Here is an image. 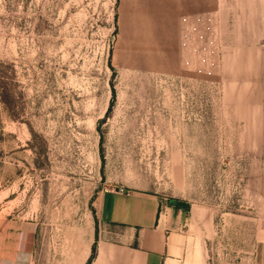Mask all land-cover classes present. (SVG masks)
Returning <instances> with one entry per match:
<instances>
[{
	"label": "rangeland",
	"instance_id": "rangeland-1",
	"mask_svg": "<svg viewBox=\"0 0 264 264\" xmlns=\"http://www.w3.org/2000/svg\"><path fill=\"white\" fill-rule=\"evenodd\" d=\"M256 37L254 0H0V228L34 222L36 264H79L98 197L144 189L211 213L198 258H250Z\"/></svg>",
	"mask_w": 264,
	"mask_h": 264
},
{
	"label": "crops",
	"instance_id": "crops-1",
	"mask_svg": "<svg viewBox=\"0 0 264 264\" xmlns=\"http://www.w3.org/2000/svg\"><path fill=\"white\" fill-rule=\"evenodd\" d=\"M256 42L264 41V0H254ZM264 55V54H263ZM262 55V57H263ZM260 144L264 155V85L260 91ZM144 189L104 191L97 200L98 226L91 249L79 264H208L195 254V241L211 213ZM180 200V199H175ZM247 245L240 251H245ZM250 258L222 264H264V228L253 239ZM37 224L8 220L0 228V264H36Z\"/></svg>",
	"mask_w": 264,
	"mask_h": 264
},
{
	"label": "water",
	"instance_id": "water-1",
	"mask_svg": "<svg viewBox=\"0 0 264 264\" xmlns=\"http://www.w3.org/2000/svg\"><path fill=\"white\" fill-rule=\"evenodd\" d=\"M171 202H172L173 204H177V205H180V206H187V205H188L187 202L182 201V200H175V199H172Z\"/></svg>",
	"mask_w": 264,
	"mask_h": 264
},
{
	"label": "built area",
	"instance_id": "built-area-1",
	"mask_svg": "<svg viewBox=\"0 0 264 264\" xmlns=\"http://www.w3.org/2000/svg\"><path fill=\"white\" fill-rule=\"evenodd\" d=\"M116 190L119 192H126V190L124 188H117Z\"/></svg>",
	"mask_w": 264,
	"mask_h": 264
}]
</instances>
